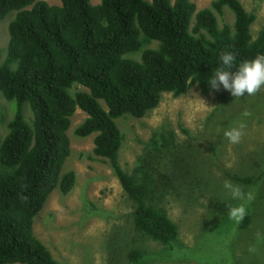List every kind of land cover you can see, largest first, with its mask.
Segmentation results:
<instances>
[{
  "label": "trees",
  "instance_id": "1",
  "mask_svg": "<svg viewBox=\"0 0 264 264\" xmlns=\"http://www.w3.org/2000/svg\"><path fill=\"white\" fill-rule=\"evenodd\" d=\"M225 7L233 22L219 26L217 16ZM11 11L0 58V94L15 102L0 141V264H57L32 224L55 188L66 194L75 183L74 172L61 168L76 108L86 117L74 132L95 133L89 158L111 166L133 202V226L151 240L174 243L178 227L159 205L173 191L174 167H183L164 161L176 149L174 132L154 131L126 171L119 162L123 134L115 120L125 114L143 117L164 92L180 96L197 85L208 94L222 52L235 53L233 73L241 62L264 53V26L253 38L255 15L240 0H210L199 9L191 0H60L59 5L0 0V20ZM137 53L138 59L129 56ZM74 84L85 89L72 90ZM250 212L239 228L250 222ZM145 255L144 249L127 253L130 264H142Z\"/></svg>",
  "mask_w": 264,
  "mask_h": 264
},
{
  "label": "rangeland",
  "instance_id": "2",
  "mask_svg": "<svg viewBox=\"0 0 264 264\" xmlns=\"http://www.w3.org/2000/svg\"><path fill=\"white\" fill-rule=\"evenodd\" d=\"M45 1L60 4V0ZM99 1L90 0L91 4ZM191 1L197 9L210 4V0ZM240 1L255 15L250 27L255 38L264 26V0ZM14 14L11 11L0 20L1 59ZM217 17L219 26L233 22L226 7ZM129 56L138 59L139 54ZM71 89L85 88L74 84ZM14 104L0 94V141L7 133ZM23 109L30 122L27 103ZM244 111L251 116L243 117ZM85 117L76 108L66 131L70 152L61 173L74 172L72 189L63 194L55 188L33 218L34 234L57 264H130L127 253L131 249L146 250L142 264H264V239L257 237L258 233L264 236V86L255 95L235 98L222 85L206 95L193 85L180 96L164 92L158 106L143 117L125 114L115 120L123 134L119 162L126 171L134 167L154 131L174 132L176 149L164 161L173 159L183 167H174L173 191L159 203L178 227V238L170 245L147 238L133 226V202L111 166L89 158L95 133L80 137L74 132ZM241 120L246 123L244 135L240 143L232 144L223 133ZM234 176L253 182L244 184ZM225 180L254 193V199L246 203L251 219L245 227L239 228L228 218L226 203L238 201L231 200L223 188ZM251 247L255 252L249 251Z\"/></svg>",
  "mask_w": 264,
  "mask_h": 264
},
{
  "label": "clouds",
  "instance_id": "3",
  "mask_svg": "<svg viewBox=\"0 0 264 264\" xmlns=\"http://www.w3.org/2000/svg\"><path fill=\"white\" fill-rule=\"evenodd\" d=\"M219 60L221 66L218 67L209 79V84L214 89H219L222 85L235 98L247 95H255L262 86H264V53H260L251 60H245L238 65L237 70L233 73L230 69L236 65V55L231 51H224L220 54ZM243 117L251 116V113L244 111ZM246 123L241 120L236 126L224 131V137L232 144L240 143ZM223 188L236 204L226 203L228 209V218L236 225H239L247 215L246 203L254 199L252 191H245L241 185L234 184L230 180L223 182ZM258 239H264V236L257 234ZM255 247L249 249L255 252Z\"/></svg>",
  "mask_w": 264,
  "mask_h": 264
}]
</instances>
